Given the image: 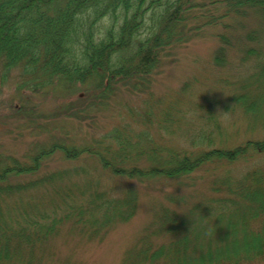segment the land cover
Segmentation results:
<instances>
[{
    "label": "rangeland",
    "instance_id": "rangeland-1",
    "mask_svg": "<svg viewBox=\"0 0 264 264\" xmlns=\"http://www.w3.org/2000/svg\"><path fill=\"white\" fill-rule=\"evenodd\" d=\"M257 11L222 18L224 10H211L215 25L164 54L136 89L138 80L116 79L105 99L90 98L88 86L63 89L68 80L47 81L34 94L19 84V70L5 73L0 103L10 101L18 114L0 126V173L31 168L34 174L5 182L34 184L0 189V239L7 240L0 241V264H196L208 252L214 256L199 264H264V215H252L246 184L247 173L264 166V153L208 159L174 178L125 175L149 171L154 157L179 167L183 157L192 165L200 153L264 142V22ZM256 34L261 42L250 41ZM220 47L225 62L217 66ZM242 95L260 97L259 112H246ZM71 146L75 159L60 149ZM171 164L161 169L177 170ZM219 218L246 222L255 241L251 256L235 255L230 239L218 241Z\"/></svg>",
    "mask_w": 264,
    "mask_h": 264
},
{
    "label": "trees",
    "instance_id": "trees-1",
    "mask_svg": "<svg viewBox=\"0 0 264 264\" xmlns=\"http://www.w3.org/2000/svg\"><path fill=\"white\" fill-rule=\"evenodd\" d=\"M220 8L224 10L222 18H241L246 10L255 9L264 22V0H0V88L4 74L15 68L20 71L19 84L25 89H32L30 91L34 94L41 93L42 86L47 81L58 83L61 80H68L64 84L69 85H63V89H73V92L78 86L92 87L93 92L88 94L90 98L98 93V96L105 99L102 94L112 93V84L116 79L133 80L130 82L136 79L138 81L131 85L136 89L166 53L197 36L204 26L215 25L212 24L215 19L208 15L211 10ZM207 17V21L198 25ZM260 37L256 34L250 41L261 42ZM76 48H79L78 55L74 53ZM224 51L223 47L217 49L214 57L217 66L221 65L220 62H225ZM262 67L260 76L263 83L264 66ZM30 68L32 71H29ZM242 96L238 102L246 112H259L258 106L262 103L254 101L260 100V97L249 99ZM262 101L264 98L258 102ZM92 103L96 104L94 99ZM17 114L18 110L10 101L0 103V126L16 122ZM72 147L60 148L68 159H75ZM263 153L264 142H246L242 147L229 151L200 153L192 165L188 164L186 157L180 159L182 165L179 167L172 158L167 162L154 157L156 165L149 171L134 168L125 175L142 182L154 176L174 178L194 171L196 166L208 159L223 158L233 161L237 157L250 158L252 154ZM95 154L98 155L96 152ZM137 155L132 153L130 157L136 158ZM163 163L178 168L175 171L161 169ZM103 167L109 168L106 164ZM258 167L261 168L247 173L246 184L247 189L254 194L252 201L256 204L252 215L261 218L264 215V166ZM21 171L20 167L14 169L13 172L17 173L13 175L1 171L0 189H30L27 186L34 184L32 182L14 185L5 182L16 180L23 174H34L31 168L28 173ZM109 172L112 175L121 173L114 169H109ZM54 174L59 179L64 177L58 172ZM43 178L42 176L39 180L42 184L47 182ZM37 186L39 185H34V188ZM227 198V201L237 204L229 194ZM19 205L26 206L21 202ZM229 217L235 219L236 215L230 213ZM223 222L219 218L217 229L224 233L218 241L227 242L230 239L235 255L251 256L249 254L254 250L255 241L252 234L246 231V222L238 224L239 227L237 224L225 225ZM10 223L11 228L18 233L21 225L15 219ZM0 241L7 240L1 238ZM213 254L208 252L207 259L200 257L196 264L208 260Z\"/></svg>",
    "mask_w": 264,
    "mask_h": 264
},
{
    "label": "clouds",
    "instance_id": "clouds-1",
    "mask_svg": "<svg viewBox=\"0 0 264 264\" xmlns=\"http://www.w3.org/2000/svg\"><path fill=\"white\" fill-rule=\"evenodd\" d=\"M225 113V118H227V112H224Z\"/></svg>",
    "mask_w": 264,
    "mask_h": 264
}]
</instances>
